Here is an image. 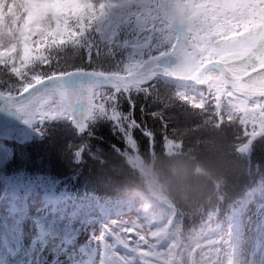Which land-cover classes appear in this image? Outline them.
<instances>
[{
	"label": "trees",
	"instance_id": "trees-1",
	"mask_svg": "<svg viewBox=\"0 0 264 264\" xmlns=\"http://www.w3.org/2000/svg\"><path fill=\"white\" fill-rule=\"evenodd\" d=\"M172 2L173 0H124L126 7L121 8L124 13L129 11L137 17L144 14L149 20L152 19L153 22H159L160 24L155 26V35L151 37L152 41L138 39L141 51L140 57L138 56V59L135 57L137 60H141V63L136 62L133 71H137L145 65L149 66L151 57L160 54L157 51L161 47L160 42L167 39L174 23L172 12L166 7ZM179 2H184V0H179ZM249 5L251 10L257 8V17L260 18V13L264 10V2L254 1ZM103 7L105 6L103 5ZM56 12L61 17L57 23L58 30L62 32L60 33L57 30L59 38H66L67 35L77 31L73 20H78L79 27L83 28L87 39L76 47H70L71 45L64 47V50L71 48V52L63 51L62 62H59L56 51L54 59L49 57V60L44 63L37 62L31 65L27 63V67L21 68L18 73L20 80L13 84L14 87H11L14 92L22 91L24 87L33 84L37 79L40 80L75 69H95L112 72V66L107 67L94 62L95 53L100 50L95 45L96 36L92 34L95 28V16L91 12V6H88L84 0H79L78 4L63 7L59 11L56 10ZM35 16L36 19L26 27L30 33L33 27L39 25L40 33L33 35L31 41H25L24 32L19 33L20 38L24 41L23 57L26 62L31 58L32 51L35 50L36 43L40 40V35L47 31L54 38L53 32L48 31L43 25L39 24L41 16L40 18L38 14H35ZM59 22H63V25ZM254 22L250 26L244 25L242 27L238 26V28L241 27L242 31H247L257 25ZM66 30L67 32H65ZM221 35L226 37V32L221 33ZM172 43H174V46L169 51L174 50L175 38ZM124 47H127V44ZM188 51L190 52L191 49H188ZM73 55L75 59H73ZM111 56L114 58L117 56V52H112ZM124 56L128 60L131 59L128 57L131 56L129 52L124 53ZM209 59L222 60V56L209 54L197 58L196 63L191 62V59L188 68L193 70ZM3 60H7V58L0 57V67L1 64L4 65L5 63ZM66 62L69 63L65 64ZM7 63L6 69L11 66L9 61ZM130 63L132 62L123 59L120 68L115 64L113 69L116 72L128 73L127 66ZM4 83L5 81L1 79L0 87L5 91L7 88L4 89L6 86ZM194 88L196 93L204 94V91H201L203 86ZM180 90L176 84L162 79H155L144 86H136L134 90L122 91L116 89L110 96L107 98L105 96L102 100L99 105V112H91L82 128L75 127L70 120L61 119L62 123H58L56 119L53 120L45 132L44 138L40 142L25 145L20 153L21 159L18 161L11 160L6 172L8 175L17 172L27 174L25 170H29L31 174L35 173L37 177H40L45 175L47 168L44 167L45 164L51 163L52 169L59 167L62 170L57 172L59 180H65L69 176L68 174H71L73 170L76 171L78 181L75 184L69 182L70 188L82 190L80 185H84L93 199L107 200L109 198L124 199L131 194H146L148 196L146 186H144L145 177L136 167L130 166L132 158L143 161L145 169L151 171L154 178V174L159 170L162 160L180 159L184 162L189 173L194 176H200L202 172L211 173L213 170L234 168L236 177L233 182L234 186L229 190L223 201L217 198L206 201L201 198L195 202H182L165 190L168 198L178 210L176 227L178 226L182 241L178 251L180 264H185L184 255L187 252L184 251V245H192L195 239V246L202 239V242H207L209 250L214 253L217 260H220L221 255L218 250L213 249V245L218 242L217 247H219L223 240V229L227 224V216L233 210L237 198L240 196V200L246 196L245 193L249 186L245 185L248 179H255L254 181L257 182L258 178L264 175V140L255 139L264 134V127L254 123L256 131H252V133L256 132V134L248 140L247 129L240 128L239 119H234L226 122L228 124L226 126L227 132L224 135L220 133V130L225 129L222 124H225L226 116L219 114V108L215 107L217 105L215 99L210 98L206 102L203 100L201 106L203 109L194 112L191 108H185V104L188 105V103L187 100H182ZM48 105L49 107H46L43 111L45 115L46 113L49 114L48 112H54L53 106ZM211 106L212 108H210ZM199 116H201L200 119H198ZM187 129L189 131L183 133V130ZM193 130H196V132H192ZM260 130L261 132H257ZM66 131L74 133L64 138ZM194 134L196 136H193ZM57 139L59 140L57 141ZM228 142L230 146L227 144ZM50 145L62 147L61 149H64L66 153L64 158L58 161L60 159L58 155L49 151L52 147ZM77 151L82 153L78 167L72 163L75 159L74 154ZM57 153L59 152L57 151ZM17 156L18 153L15 159ZM243 164H245L244 168H247L248 172L256 173L249 174L245 179V175H243L245 171L241 168ZM197 169L202 171L197 172ZM237 169L240 171L239 174ZM43 179L45 180V177ZM153 206L167 214V217L160 223L155 220V227L156 229H165L168 234L167 223H169L171 216L170 210L156 203H153ZM207 221L210 224L208 227H206ZM202 225L203 232L201 233L198 228ZM205 229H209V232L201 235L204 234ZM158 235H161V233ZM168 237L173 240L171 235L168 234ZM138 255H141L145 260L143 262L141 259L140 264H169V262L161 263L154 260L148 263V260H152L153 257L150 252L144 249L141 252L136 249L130 253L132 258ZM136 262L135 260L134 264ZM130 263H132V260L127 257V261H123L122 264Z\"/></svg>",
	"mask_w": 264,
	"mask_h": 264
},
{
	"label": "rangeland",
	"instance_id": "rangeland-1",
	"mask_svg": "<svg viewBox=\"0 0 264 264\" xmlns=\"http://www.w3.org/2000/svg\"><path fill=\"white\" fill-rule=\"evenodd\" d=\"M84 1L88 6H91V12L95 16V28L92 34L96 36L95 39L97 41L95 45L100 51L95 53L96 58L94 62H98L99 65H106L107 67L112 66V73H122L114 71L113 67L116 64L120 68V65L123 64V59H125L132 62L127 66L129 72H134V65L137 62L138 56L140 57L141 51L138 39L152 41L151 37L155 35V26H159V22L155 23L152 19L149 20L144 14L137 17L132 15L129 11L124 10V13L121 9L122 7L124 8V6L126 7L124 0ZM254 1H258L259 3L264 2V0H184L185 3L217 5L215 11L222 21L221 25L218 26V31L220 33L226 32L225 38L231 41L232 45L231 48L223 54L222 62L226 66L225 69L233 76L243 74L264 63V10L261 11L260 18H258L257 8L255 7L251 10L249 5ZM40 2L41 0H36L37 4ZM103 5L105 7H103ZM34 14H38L39 18L41 16L39 24L43 25L48 31L53 32L55 39L59 38V32H62L58 30L57 23L61 17L57 14L55 9L37 8L34 10ZM25 15H28V13ZM49 15L55 17L54 23L47 20ZM253 22L257 23L255 27L247 31L241 30L242 26H250ZM59 23L63 25V22ZM24 25V17H21L15 23V31L12 29L7 30L11 43L6 44L3 39H0V57L7 58V60H3V62H5L4 65L1 64L0 76L8 82L15 83L19 81L20 78L17 75L18 68H24V57L22 55L23 43L19 37V31H23ZM174 25L175 23L172 24V29ZM238 26L241 27L238 28ZM237 28L238 30L235 32ZM57 30L59 32H57ZM229 30H232L234 33ZM3 31L4 28L0 25V32ZM65 32H67V30ZM126 44L127 47H124ZM70 49H65L63 51L69 53L71 52ZM63 51L57 50L59 62L63 61ZM112 52H117V56L113 58V56H111ZM127 52L131 55L128 56L131 58L130 60L124 56V53ZM73 59H75L74 55ZM76 60L79 61L78 58H76ZM7 61L11 63V66L6 69L8 64ZM190 61L191 58H186L181 71L171 72L178 76H183L184 78L190 77L198 69V67H196L193 70H189L188 64ZM67 63L69 62L65 64ZM149 63L150 67L154 64L166 65L167 69L170 70V61L161 62L157 60L155 63H152V61H149ZM148 67V65L141 67L140 72L145 71ZM37 81L39 80L37 79ZM203 84L206 85L213 95H218V103L217 100H215V104H217L215 107L219 108V114L226 116L224 120L225 124H222L225 129L223 128V131L220 130V133L225 135L227 132L226 126L228 125L226 122L234 119H239V123H241L240 128L247 129L249 134L248 140L256 134V132L252 133V131H256L254 123L264 127V125H262L264 124V82L251 90L242 88L235 89L239 95L249 97L251 99L250 102H247L244 98H239L237 94L234 95L230 90L222 88L219 76L213 69H209V71L206 72ZM50 85L52 84H48L49 87ZM6 86L7 90L14 91L13 88L7 84ZM61 89L63 90L60 91L61 93L59 95L54 93L56 90L49 91V89H41L31 94L20 105L8 107L0 116V127L15 128L18 133L27 137L26 140H30L36 133V131L33 130V124L36 123L34 116L39 111V106L42 105L48 108V104H50L55 109V113H60V111L63 112L64 109V112L68 116V119L72 121L73 125L82 128L85 125L86 118L98 107L96 98L106 93L104 90L96 88L91 84H85L81 86L79 90L71 86ZM67 90L87 96L90 103L79 101L71 106H68L67 103L65 107L64 102L67 100V97L64 93ZM179 93L182 100H187L186 102L188 105L185 104V108H191L194 112H198V109H203L199 106L198 98L195 96L193 90H180ZM58 96L65 99L60 105L55 103V101L60 100ZM210 108H212V106ZM233 110H240L236 118ZM72 118L73 120H71ZM200 118L201 116L198 117V119ZM213 129L215 128L213 127ZM187 131H189V129L183 130V133ZM194 131L196 132V130L192 132ZM257 132H261V130ZM65 133L66 135L64 138H67L69 134L72 135L74 132L66 131ZM196 134L193 136H196ZM257 138L264 140V134L259 135L255 139ZM58 140L59 139H57V141ZM23 144L24 142L19 144L13 142V146L18 153L15 159L17 161L21 159L20 153L25 147ZM227 144L230 146L229 142ZM50 146L52 147H50L49 151L58 155L60 158H58V161L64 158L66 153L64 149H61L62 147ZM57 151L59 153H57ZM131 160L133 166L140 167L141 164L139 159L132 158ZM44 167H47L45 170L47 172L46 174L51 178L57 177L56 174L59 172L58 170L62 171L59 167L52 169L51 163L45 164ZM142 167L143 166H141V168ZM244 167L245 164L241 167L245 171L243 174L245 175V179L249 174L256 173L248 172V169ZM237 173H240L239 169H237ZM141 174L145 177L142 172ZM33 175L36 176L35 173H33ZM146 177L147 179L144 181V186H146L148 190L155 183L154 181L149 183L148 179L150 176L146 175ZM37 180L42 179L38 178ZM254 180L255 179H248L245 185L249 186V189L245 193L246 196L240 200V196L237 198V206L232 210L231 214L227 216V224L223 229L224 235L220 247V252L222 254L220 260H217L214 253L209 250V247H207L209 244L207 242H202V239L200 243L195 246V239L192 245H184V251L187 252V254L184 255L185 264H264V175L258 178L257 182ZM162 189L165 191L164 188ZM158 192L159 188H156L152 194L158 197ZM133 195L134 194H131L124 199H112L103 206H96L93 204L94 211L92 223L89 225L87 233L77 239L76 253L69 258L70 264H122L123 261H127V255L136 249L139 252L143 249L150 252L153 259L148 260V263L153 260L161 263L174 260L172 257V245L162 240V231L161 235L155 234L154 231H156V229L154 230L153 225H151L152 221L155 220L160 223L167 215L161 210H157L155 207L153 209L148 198H143V195ZM206 223V227H208L210 224H208V221ZM202 228L203 225L198 228L201 233L203 232ZM208 230L205 229L204 234L201 235H205L206 232H209ZM28 244L29 239L26 238L24 241L25 247H27ZM245 249H247V251H245ZM138 258L145 262L141 255L134 258L130 256L129 259L132 260L130 264H134L135 260L137 261ZM11 259L12 258L9 257V264H12ZM61 259H63V257H61ZM39 261L40 264H55L53 254L47 249L39 253ZM0 264H3V261H0ZM135 264L139 263L136 262Z\"/></svg>",
	"mask_w": 264,
	"mask_h": 264
},
{
	"label": "clouds",
	"instance_id": "clouds-1",
	"mask_svg": "<svg viewBox=\"0 0 264 264\" xmlns=\"http://www.w3.org/2000/svg\"><path fill=\"white\" fill-rule=\"evenodd\" d=\"M78 3L79 0H41L39 4L36 3V0H0V25L4 28V31L0 32V39H3L6 44L11 43L7 30L15 31L16 21L24 17V39L31 41L32 36L41 31L39 25L33 27L30 33L26 27L36 19L35 9L51 8L59 11L63 7ZM166 7L172 12L175 27L167 39L160 42L161 47L157 49L160 55L152 56V63L157 60L161 62L170 61V71H181L186 58H191L192 62L196 63L197 58L209 54L223 56L231 48V41L218 31V26L221 25L222 21L215 11L217 5L173 0ZM26 13L28 15H25ZM47 20L54 23L55 17L49 15ZM73 24L76 25L77 31L67 35L66 38H52L51 33L47 31L40 35V40L37 41L35 50L32 51L31 58L27 63L29 65L37 62L44 63L49 60V57L54 59L57 50L63 51L64 47L68 45L72 47L81 45L87 37L84 35L83 28L79 27L78 20H73ZM174 38L176 40L174 50L169 51ZM188 49L191 51L189 52ZM64 95L67 97L68 106L79 101L90 103L87 96L71 90H67ZM55 103L60 105L63 101L57 100ZM196 171L201 172L202 170L197 169ZM234 172V168H224L218 171L213 170L211 173L202 172L200 176H194L189 173L182 160H162L159 170L154 174L155 184L148 191L152 194L157 187H163L182 202H195L201 198L206 201H211L213 198L223 201L234 186L233 182L236 179ZM152 179L153 177L150 176L148 182L150 183Z\"/></svg>",
	"mask_w": 264,
	"mask_h": 264
},
{
	"label": "snow or ice",
	"instance_id": "snow-or-ice-1",
	"mask_svg": "<svg viewBox=\"0 0 264 264\" xmlns=\"http://www.w3.org/2000/svg\"><path fill=\"white\" fill-rule=\"evenodd\" d=\"M26 139L15 128L0 127V261L9 264L11 257L12 264H40L39 253L47 249L55 264H70L77 239L92 223L93 198L84 185L82 190L70 188L69 182L78 181L75 170L65 180L52 181L23 172L8 175L13 151L3 142ZM81 155L74 154L77 167Z\"/></svg>",
	"mask_w": 264,
	"mask_h": 264
},
{
	"label": "water",
	"instance_id": "water-1",
	"mask_svg": "<svg viewBox=\"0 0 264 264\" xmlns=\"http://www.w3.org/2000/svg\"><path fill=\"white\" fill-rule=\"evenodd\" d=\"M210 68H214L218 71L223 84L226 87L237 89L240 88V84L249 76L253 74H257L264 71V64L259 65L257 67L252 68L248 72L244 73L241 76H238L231 81H228L225 77V68L224 66L217 60L207 61L202 64L198 71L190 78H182L176 75L171 74L167 69L158 67V69H150L140 73H132L127 75H117L111 73H102L98 71H90V70H74L70 71L63 75L51 76L43 79L42 81L32 85L24 92L6 96L0 92V112L2 109L15 105L26 98H28L31 94L41 90V89H50L48 84H61L63 87L68 86H77L86 82L93 83L95 85L104 86V87H128L133 84L144 83L150 79L155 77L164 78L175 82L182 86L192 85V84H200L203 82L205 78L206 71Z\"/></svg>",
	"mask_w": 264,
	"mask_h": 264
},
{
	"label": "bare ground",
	"instance_id": "bare-ground-1",
	"mask_svg": "<svg viewBox=\"0 0 264 264\" xmlns=\"http://www.w3.org/2000/svg\"><path fill=\"white\" fill-rule=\"evenodd\" d=\"M225 77L227 78L228 81H231L234 78L233 75H231V73H229L226 70H225ZM263 82H264V72H261V73L254 74V75L246 78L240 84L239 87L242 89L251 90V89L256 88L258 85H260ZM52 85H55V84H52ZM245 251H247V249H245Z\"/></svg>",
	"mask_w": 264,
	"mask_h": 264
}]
</instances>
